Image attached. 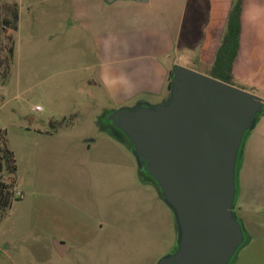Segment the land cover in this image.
<instances>
[{
    "label": "crops",
    "instance_id": "1",
    "mask_svg": "<svg viewBox=\"0 0 264 264\" xmlns=\"http://www.w3.org/2000/svg\"><path fill=\"white\" fill-rule=\"evenodd\" d=\"M27 1L0 0V31L4 38L10 39L12 60L17 49L31 39L39 43L34 45L52 50L58 49L59 35L66 30L78 43L80 37L89 39L90 60L78 57L89 60L84 66L92 72L87 77V85L94 86L110 100V109L100 105L101 109L116 110L153 106L164 101L169 94L172 69L177 65L212 76L234 0H148L145 3L66 0L70 5L67 13L61 8H41L37 24L32 18L36 15L32 11L35 4L33 0ZM24 4L25 34L21 36ZM14 13L16 21L12 18ZM240 25L232 78L246 81L247 88L240 89L264 100V0L243 1ZM62 28L66 30L61 31ZM35 29H39L36 35L31 34ZM193 30L198 33L195 54L191 50ZM194 63L203 70L192 67ZM232 85L239 88L238 84ZM100 106L97 110L78 106L72 115L74 119L66 123L65 116L59 121L52 118L31 123L33 128L27 126L17 144L6 139L16 165V172L8 182L17 181L22 190V196L12 201L7 213L18 204L22 215L20 227L27 233L19 236L15 229L9 228L6 213L0 220V264H17L15 247L21 236L29 243H39L38 250L42 253L51 252L63 258L73 253L78 243L88 240L81 239V234L87 230L95 234L96 226L105 224V220H97L102 218L101 213L86 216L71 203L72 198L65 196L62 191L65 177L71 179L70 183L81 172L89 179L95 178L97 171H114L115 163L116 171L123 177H115L113 183L131 186L128 189L143 193L144 199L161 208L163 199L157 186L141 176L124 135L115 133L112 125L99 126L95 113ZM130 154H133V164ZM235 183L233 210L240 221L244 242L230 264H264V111L242 141ZM74 225H78L77 231L70 227ZM81 226L90 227L81 229Z\"/></svg>",
    "mask_w": 264,
    "mask_h": 264
},
{
    "label": "rangeland",
    "instance_id": "2",
    "mask_svg": "<svg viewBox=\"0 0 264 264\" xmlns=\"http://www.w3.org/2000/svg\"><path fill=\"white\" fill-rule=\"evenodd\" d=\"M33 2L35 5L32 11L36 15L32 18L36 24L41 8L46 10L61 8L66 13L70 10L66 0H33ZM25 7L26 4L22 7L21 36L25 34ZM63 30L66 29L62 28L61 31ZM38 31L39 29H35L31 34L36 35ZM195 32L193 30V49H191L193 54L197 49L195 43L198 42V33ZM3 36L0 31V131L5 140L9 138L14 143H19L22 135H25L26 127L33 128L31 123L40 120L53 118L59 121L65 116L66 123L79 109L78 106H91L92 109L95 107L97 110V107L102 105L103 108L110 109V100L98 93L94 86L87 85L89 84L87 77L92 73L84 67L89 64L92 53L89 39L80 37L78 43L66 30L59 35L61 43L58 49L54 48V50L34 45L39 43L31 39L24 47L17 49L14 60H10L8 52L10 41L8 37ZM73 42L77 45L75 46ZM80 56L89 60L82 58L80 60L78 58ZM192 67L203 70L198 63H194ZM246 79L249 83L248 78ZM245 83L244 80L233 78L231 80V84H238L236 86L239 88H247ZM105 104L109 105L105 106ZM36 106H39L40 110H35ZM103 108L101 109L100 106L99 111L95 113L97 122L102 128L111 126L106 118L114 111ZM112 129L115 133L123 135L115 127ZM245 137L246 134L243 140ZM132 156L133 154L130 156V161L133 164ZM113 169L114 171L111 172L97 171L96 177L91 179L81 172L74 177L72 183L68 177L64 178L62 191L65 196L73 199L74 202L71 203L84 215L101 213L102 218L97 220H105V224L101 223L100 228L96 226L95 234L88 230L81 234V239L88 240L78 243L74 252L66 257L60 258L51 252L42 253L38 250L39 243H29L25 237L22 238V234L27 232L24 227H20L19 221L22 220L20 206L14 205V208L7 213L6 223L9 228L15 229L17 235H22L16 242L17 254L12 253L15 254L14 259L17 264H157L161 259L173 254L178 242V230L173 212L166 204L167 208L162 204L164 201L161 203V208H158L155 203L144 199L143 193L138 194L137 191L128 189L131 186L113 183L115 177H123L120 175L121 172L116 171L115 163ZM138 169L143 171L142 177L151 181L145 169ZM9 178H5L6 182ZM237 220L240 223L238 218ZM70 227L75 231L79 228L78 225ZM85 227L90 226H81V229Z\"/></svg>",
    "mask_w": 264,
    "mask_h": 264
},
{
    "label": "water",
    "instance_id": "3",
    "mask_svg": "<svg viewBox=\"0 0 264 264\" xmlns=\"http://www.w3.org/2000/svg\"><path fill=\"white\" fill-rule=\"evenodd\" d=\"M263 111L259 96L177 65L164 101L107 116L174 214L177 248L157 264L231 263L244 242L233 210L237 158Z\"/></svg>",
    "mask_w": 264,
    "mask_h": 264
},
{
    "label": "trees",
    "instance_id": "4",
    "mask_svg": "<svg viewBox=\"0 0 264 264\" xmlns=\"http://www.w3.org/2000/svg\"><path fill=\"white\" fill-rule=\"evenodd\" d=\"M243 1L244 0L233 1L232 7L227 17L224 36L217 49L215 60L212 66L211 77L230 85H232V64L236 58L239 47L241 28L240 19L243 10ZM12 18L13 21H16L15 13L13 14ZM8 40L10 41L9 38ZM8 52L11 60L13 56V48L11 46L9 47ZM15 172L16 165L13 152L8 149L3 133L0 131V220L6 215L7 210L10 208L13 201L12 181L6 182L5 178L14 176ZM154 186L156 187L155 183ZM159 195L161 197L160 193Z\"/></svg>",
    "mask_w": 264,
    "mask_h": 264
},
{
    "label": "built area",
    "instance_id": "5",
    "mask_svg": "<svg viewBox=\"0 0 264 264\" xmlns=\"http://www.w3.org/2000/svg\"><path fill=\"white\" fill-rule=\"evenodd\" d=\"M35 110H40V107H36ZM12 183V200L19 199L22 196V190L17 181Z\"/></svg>",
    "mask_w": 264,
    "mask_h": 264
},
{
    "label": "flooded vegetation",
    "instance_id": "6",
    "mask_svg": "<svg viewBox=\"0 0 264 264\" xmlns=\"http://www.w3.org/2000/svg\"><path fill=\"white\" fill-rule=\"evenodd\" d=\"M140 168V167H139ZM143 170V169H142ZM141 172H143V171H141ZM150 178V177H149Z\"/></svg>",
    "mask_w": 264,
    "mask_h": 264
}]
</instances>
